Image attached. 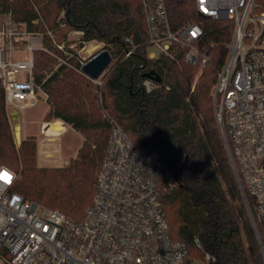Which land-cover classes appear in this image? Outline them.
I'll use <instances>...</instances> for the list:
<instances>
[{
  "label": "trees",
  "instance_id": "trees-1",
  "mask_svg": "<svg viewBox=\"0 0 264 264\" xmlns=\"http://www.w3.org/2000/svg\"><path fill=\"white\" fill-rule=\"evenodd\" d=\"M166 3L173 28L186 22L201 26V51L232 41L231 21L199 15L191 0ZM258 3L264 11V0ZM0 12L10 13L18 28L24 26L27 32L44 34V45L50 51L59 52L54 38L61 43L68 31H76L82 32L84 42L104 43L113 57L102 85L94 86L92 79L79 75L69 65H58L53 71L58 62L39 49L34 51L35 81L49 94L46 118L63 120L86 139L73 167L58 172L65 184L54 191L47 190L45 169L28 180L26 171L33 166L37 145L34 139H25L15 150L0 83V164L14 172H19V162L25 167L13 190L31 203L82 220L94 197V182L111 133V117L137 150L164 161L161 201L172 238L188 244L186 264L201 263L206 254L213 259L210 264H264L215 116L212 89L228 55L227 48L221 51L219 64H207L194 84L200 67L184 62V49L173 61L162 55L149 57L142 0H0ZM69 64L74 70L82 66L73 60ZM148 73L161 78L158 88L150 92L142 85ZM90 101L95 106L91 113L81 106ZM247 198L256 217L255 199L249 192ZM256 221L264 247V227Z\"/></svg>",
  "mask_w": 264,
  "mask_h": 264
},
{
  "label": "built area",
  "instance_id": "built-area-1",
  "mask_svg": "<svg viewBox=\"0 0 264 264\" xmlns=\"http://www.w3.org/2000/svg\"><path fill=\"white\" fill-rule=\"evenodd\" d=\"M191 1L199 15L233 24L228 55L212 90L215 116L245 194L249 192L255 199L256 217L251 210L255 225L258 220L264 227L262 4L258 0ZM142 3L150 58L162 55L173 61L184 49L185 63L204 67L210 62L212 46L202 53L199 24L186 22L173 28L166 0ZM126 41L133 45L131 39ZM37 49L45 50L38 33L11 24L0 29V83L5 105L17 113L34 106L42 92L34 77ZM142 85L147 92L158 88V82L149 78ZM109 121L111 133L94 197L80 221L57 210L39 212L36 204L13 190L16 172L0 164V264L187 263L188 244L172 238L161 201L164 161L137 150L121 125L111 117ZM4 173L11 179L2 178ZM194 241L201 247L197 237ZM212 260L206 254L203 264Z\"/></svg>",
  "mask_w": 264,
  "mask_h": 264
},
{
  "label": "rangeland",
  "instance_id": "rangeland-1",
  "mask_svg": "<svg viewBox=\"0 0 264 264\" xmlns=\"http://www.w3.org/2000/svg\"><path fill=\"white\" fill-rule=\"evenodd\" d=\"M9 24L14 25V27L17 26L13 22L10 13L7 14L0 12V29L7 27ZM18 29L23 31L25 30L24 26H21ZM38 34L41 36L42 45L45 48V50L39 49V51L45 52L47 55L51 56L58 62L57 66H55L53 69V71L55 72L58 69V65H69V68H71L73 71L83 75L81 69L80 70L76 69L77 71L73 69L71 64H69L70 61L73 60L75 62H79L83 64L91 57L99 53L102 49H105V44L102 42H98V41L84 42L82 40V36H83L82 32L68 31L65 35V39H63L61 43H57V40H55V38L53 39L54 44H57L56 49L59 52H56L54 50L50 51L44 45V34L42 33H38ZM59 46H61L62 48H59ZM224 48H226V46L212 45L208 53L209 56H211L210 57L211 59L210 62H208L207 64L217 66L220 61L219 59L220 52ZM151 50L154 51L157 55H159V52L156 49H151ZM207 50H205L204 52L202 51V53H205ZM198 64L200 67V71L197 77L195 78L194 84H196L199 76L202 74L203 69L207 65L206 64L203 67L200 63ZM103 75L98 80H93V81L91 80V84H93L94 86H101L102 85L101 79ZM49 77L50 76L48 75L45 78V80L48 79ZM84 77L87 76L84 75ZM41 89L42 92H40L38 95L37 103L34 106L29 107L24 113H17L15 110L14 111L11 110L6 105L5 108L12 132L15 150L16 151L19 150L20 145H22V142L25 139L27 140L34 139L37 145L33 166L30 171H26L28 180L34 178L38 174V171H40L41 169H45L46 171L44 172L45 174L44 178L47 181L46 182L47 190L54 191L58 187H60L59 189L63 188V185L65 184V180L59 177L58 172L73 167L74 162L78 158L79 151L82 145L84 144V142L86 141V139L83 134L76 131L72 126H71L72 128H69L68 131L64 133L59 131V133H62L61 135L60 134L56 135L54 133L59 129V124L57 123H53L51 127L49 126L50 129L48 127L45 130L44 128L45 125L48 124L50 125V122H52L55 118L50 120L46 118V115L50 110L49 94L43 89L42 86ZM62 100H65L67 102V98H63ZM213 104H214V100H213ZM81 106L82 109L85 110L86 112L91 113L95 111L94 109L95 106L91 101L89 103L82 104ZM214 110H215V105H214ZM104 118H107L106 115ZM18 169L19 172H16V174L19 179L21 177V170L23 169L25 170V167L23 166L22 162L18 163ZM71 170L72 169H70V171ZM34 204H36L40 208L39 212H41V209L51 210L49 208L43 207L40 204L37 203ZM194 264H203V262L201 263L195 262Z\"/></svg>",
  "mask_w": 264,
  "mask_h": 264
},
{
  "label": "water",
  "instance_id": "water-1",
  "mask_svg": "<svg viewBox=\"0 0 264 264\" xmlns=\"http://www.w3.org/2000/svg\"><path fill=\"white\" fill-rule=\"evenodd\" d=\"M112 62H113V57H112L111 53L109 52V50L102 49L99 53H97L96 55H94L93 57H91L89 60H87L85 63L82 64L81 72L85 76L89 77L92 80H98L108 70V68L110 67ZM146 77L149 78V79H153V80H155L157 82L161 81V78L159 76H156L154 73H148L146 75ZM226 150H227V148H226ZM230 161H231V158H230ZM231 164H232L234 173L236 175V179L238 181V184H239L243 199H244L246 207H247V209L249 211L250 219L252 221L253 227L255 229L258 241H259V243L261 245V248H262V251H263V255H264V247H263V244H262V241H261L260 233H259V231H258V229H257V227L255 225V222H254V219H253V215H252V212H251V208H250L248 200H247V196L245 194V191H244L243 186L241 184V181L239 179L238 173H237L232 161H231Z\"/></svg>",
  "mask_w": 264,
  "mask_h": 264
},
{
  "label": "crops",
  "instance_id": "crops-1",
  "mask_svg": "<svg viewBox=\"0 0 264 264\" xmlns=\"http://www.w3.org/2000/svg\"><path fill=\"white\" fill-rule=\"evenodd\" d=\"M53 123H57V124H59V129L56 131V132H54L56 135H58V134H62V133H64V132H66V131H68V129L69 128H72L70 125H68V124H66L63 120H61V119H54L52 122H50V125L48 124V125H45V127H51V125L53 124ZM44 127V128H45ZM50 127H49V129H50ZM52 130H53V128H52ZM59 131H61L62 133H59Z\"/></svg>",
  "mask_w": 264,
  "mask_h": 264
},
{
  "label": "snow or ice",
  "instance_id": "snow-or-ice-1",
  "mask_svg": "<svg viewBox=\"0 0 264 264\" xmlns=\"http://www.w3.org/2000/svg\"><path fill=\"white\" fill-rule=\"evenodd\" d=\"M2 178L6 179V180H10L11 179V177L7 173H4Z\"/></svg>",
  "mask_w": 264,
  "mask_h": 264
},
{
  "label": "bare ground",
  "instance_id": "bare-ground-1",
  "mask_svg": "<svg viewBox=\"0 0 264 264\" xmlns=\"http://www.w3.org/2000/svg\"><path fill=\"white\" fill-rule=\"evenodd\" d=\"M47 129V127H45V130ZM48 131H49V129H48Z\"/></svg>",
  "mask_w": 264,
  "mask_h": 264
}]
</instances>
